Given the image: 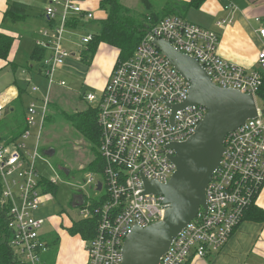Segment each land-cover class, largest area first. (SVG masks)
I'll return each instance as SVG.
<instances>
[{"label":"built area","instance_id":"built-area-1","mask_svg":"<svg viewBox=\"0 0 264 264\" xmlns=\"http://www.w3.org/2000/svg\"><path fill=\"white\" fill-rule=\"evenodd\" d=\"M224 8L233 9L232 1L227 0ZM73 15L84 21L94 17L78 0H48L43 17L49 24L35 39V44L47 51L40 66L45 88L42 93L38 85L29 84L24 129L12 138L0 133V201L8 206L9 245L20 264H48L44 259L48 245L42 235L45 219L37 216V211L48 199L47 186L56 182L39 170L37 162L47 160L41 152L42 128L52 87L65 85L58 70L71 56L63 42ZM257 32L264 38V25ZM92 34L82 35L80 42L87 44ZM153 39L166 40L194 57L217 86L253 94L257 106L256 117L226 134L224 151L205 188L206 209L200 207L173 238L159 264H185L192 256L218 251L264 183V113L256 97L262 83L260 72L223 58L217 50V31L175 14L166 15L146 26L129 58L116 60L100 93L85 96L96 102L102 164L83 180L84 186L101 193L98 204L92 207L84 199L78 205L81 219L97 215L95 232L86 241L84 264H121V247L131 229L162 219L164 198L145 193L143 180H169L175 164L171 160L174 150L168 145L187 139L207 112L200 104L173 110L172 106L188 97L190 83L172 67ZM258 62L264 67V48ZM18 96L13 87L0 93V122L8 104Z\"/></svg>","mask_w":264,"mask_h":264},{"label":"crops","instance_id":"crops-1","mask_svg":"<svg viewBox=\"0 0 264 264\" xmlns=\"http://www.w3.org/2000/svg\"><path fill=\"white\" fill-rule=\"evenodd\" d=\"M10 1H19L27 5V16L25 19L16 22L5 21L4 19L3 22L4 13L7 10ZM99 1L100 0H78L82 7L93 12L94 17L92 20L84 21L73 15L72 20L68 23V28L77 29L80 23L84 26L89 25L90 23L98 24L99 20L104 19L106 17V12L100 8ZM144 1H152V3L147 2V5L150 4V6L156 10H159L164 6V3L166 2L175 6L177 3L183 4L181 9L173 7L174 14L181 16L194 24L217 31L219 34L217 50L223 58L232 63L243 66L248 70H257L260 72L261 76H264V67H261L258 62V54L260 50L264 48V38L260 37L257 32V29L264 25V0H231L234 5L233 9L224 8L227 0H195L198 2L196 6H186L187 3L194 0ZM31 2L32 1L30 0H0V32L12 37L7 58H0V70L8 67L14 69L15 67V75L17 74V70L22 69L24 70V73L22 74L23 80L28 81V83L43 78L40 66L42 57L47 53L46 49L41 48L43 49V55L39 60L31 59L30 54L32 53L33 48H40L35 44V39L38 37L39 31L49 24L43 17V9L47 3L42 8V11L39 12V15H37L35 13L31 14L32 12L28 11ZM120 2H124L123 5L129 6L130 8H137L139 2L142 5L141 0H139L138 4L135 6H133L134 3H132V1L130 3L129 0H120ZM125 2H129L130 5L125 4ZM34 18L39 19V24L41 18L42 26L37 27L35 25V22L37 21ZM220 20H224L225 22L221 25H217L216 23ZM228 20H230V22H228ZM95 30L96 28L93 31L88 29L86 33H94ZM26 36H30V38L26 39ZM80 45L86 46V44H82L81 42ZM117 55L118 51L114 47L107 45L106 43H100L98 45L91 66H99L103 71L99 76L100 80L98 83H96L95 80L92 81L94 86H98L100 89L103 88L117 60ZM71 56H74V53L71 52ZM69 59L70 58L65 61L59 70L63 68V66H66L67 68L75 66L74 63L69 61ZM33 60L36 61L37 64H32ZM80 65L84 69L87 67L81 62ZM15 78L16 77H14V79ZM9 87H13L17 89L18 93H20V91L21 93L17 98L12 99L8 104L7 109L2 114L0 129L3 134H9L8 132L19 130L20 125L21 127H24V107L26 105L21 109L20 107H15L14 103L21 100V96H26V99L28 101L30 100L29 96L26 94L27 89L22 91L17 80H14L11 84H7L0 93ZM41 90L43 93L44 89ZM18 110L21 122L18 126L14 127L12 117L17 114ZM49 186L53 185H48L47 188ZM253 202L257 207L264 210V183ZM57 228L58 226H55L54 229L48 228L43 230L42 233L43 238L47 243L52 232L57 236L56 246L54 248L48 247V250L44 255L46 262L48 264H84L86 261V241L77 235L79 240L72 245L73 238L65 236L62 232H58ZM187 264H264V221L253 220L250 217L244 218L234 229L227 242L218 251L210 252L204 257L192 256Z\"/></svg>","mask_w":264,"mask_h":264},{"label":"water","instance_id":"water-1","mask_svg":"<svg viewBox=\"0 0 264 264\" xmlns=\"http://www.w3.org/2000/svg\"><path fill=\"white\" fill-rule=\"evenodd\" d=\"M152 42L190 83L188 97L182 104L172 106L173 110L200 104L207 112L187 139L168 145L174 150L171 160L175 164L169 180L166 183L143 180L144 192L162 195L166 210L161 220L131 229L121 247V264H159L173 238L200 207L206 209L205 188L224 151L226 134L257 115L253 94L217 86L194 57L176 50L166 40ZM260 112L263 114L264 110ZM53 153L52 148L44 152L48 156ZM100 188L98 183L97 190Z\"/></svg>","mask_w":264,"mask_h":264},{"label":"rangeland","instance_id":"rangeland-1","mask_svg":"<svg viewBox=\"0 0 264 264\" xmlns=\"http://www.w3.org/2000/svg\"><path fill=\"white\" fill-rule=\"evenodd\" d=\"M30 1L32 2L31 6L28 7V11L32 12L31 14L35 13L37 15L48 3L47 0ZM131 1L134 3L133 6L139 2V0H129L130 3ZM129 2H125V4L130 5ZM140 6L142 5L139 2L137 8L131 9L143 11V8ZM34 19L37 21L35 22L37 27L42 26L41 18L40 24L38 18ZM97 27V23H90L85 26L80 23L77 29L68 28L64 31L63 44L70 53H74V56L69 57V61L74 63L75 66H70V68L63 66V68L58 70V77L63 78L66 85L59 86L56 84L50 91L48 117L43 125L41 135V150L42 146L45 147V150L53 147L55 148V153L49 156L45 155L46 161L38 160L37 162L39 170L56 182L53 186L47 188L48 193L45 195H49L48 199L43 206H39L37 211V216L45 219L42 232L48 228L54 229L55 226H58V232H62L65 236L73 238L72 245L76 241L78 242L79 237L77 235L81 237L80 234H72L68 231L74 222L76 223L81 219L80 209L77 206L81 203V193L84 195L86 202H90L92 207L98 204L101 198L100 192L83 185L86 175L95 171L89 170V166L97 160L96 153L91 151L88 142L65 118L67 116H74V114L83 111L87 107L96 108V102L88 101L85 96L90 92L96 95L100 93L102 88L94 86L92 81L95 80L98 83L100 80L99 76L103 70L99 66H91L93 59L90 64H85L79 58L80 51L87 47L80 45L82 34L86 33L88 29L93 31ZM25 38L29 39L30 36H26ZM80 62L87 66L86 69L80 65ZM35 63L37 64L33 60L32 64ZM14 69L8 67L0 70V91L7 84L13 83L14 80H17L18 85L23 91L31 83L38 85L41 89L45 88L46 82L43 78L28 83V81L23 80L22 74L24 70L19 69L16 71L17 74L14 75ZM14 77L16 78L14 79ZM256 97L260 105L261 100L258 95ZM21 100L18 103L19 107L23 109L28 100L26 96H21ZM34 140L32 137L30 138V142ZM66 171H68L67 174ZM81 239L83 238L81 237Z\"/></svg>","mask_w":264,"mask_h":264},{"label":"trees","instance_id":"trees-1","mask_svg":"<svg viewBox=\"0 0 264 264\" xmlns=\"http://www.w3.org/2000/svg\"><path fill=\"white\" fill-rule=\"evenodd\" d=\"M141 2L143 11H135L130 7L123 5L120 0H100L99 6L101 9L105 10L106 17L98 21V28L92 34L91 40L86 44V49L80 51L79 60L82 63L90 64L100 43H106L107 45H110L117 49V59L129 58L132 55L136 45L144 35L146 26L149 23H154L166 15L174 14L175 12L173 7H177L178 9H181V7H183V4L177 3L175 6L173 4H170L169 2H166L164 3L165 5L162 6L159 10H156L155 8L150 6V4L147 5V2L149 1L145 2L144 0H141ZM149 3H151V1ZM197 3L198 2L194 0L190 3H187L186 6H196ZM26 9L27 5L25 3L19 1H10L8 8L3 16V22L4 19L5 21L8 20L10 22H16L25 19V17L27 16ZM11 42V36L0 32V58H7ZM42 55L43 49H41V47L33 48L32 53L30 54V58L39 60ZM261 80L262 83L257 90L256 95H258V97L260 98V106L264 110L263 75ZM14 105H16L17 108L19 107L18 102L14 103ZM19 115L20 113L18 110L17 114L12 117L14 127L18 126L21 122ZM47 117L48 113L46 115L45 121ZM65 118L71 124V126L88 142L91 151L96 153L97 160L94 163L90 164L89 170H99L102 161L100 155L98 154L99 127L96 121V109L87 107L83 111L74 114V116H67ZM23 129L24 127H21L20 125L19 130L8 132L9 134H3L1 129L0 131L3 134L2 137L12 138L16 137ZM41 151L43 155H45L44 152L46 150L44 146H42ZM253 203H251L244 210L240 223L246 217H250L251 219L257 221H264V210L257 207ZM7 211L8 206L2 204L0 201V264H20V260H18V258L13 255V252L9 245ZM96 219L97 215L89 219H80L76 223L74 222L68 229V231L72 234H80L84 240H89L95 232ZM56 240L57 236L52 232L47 243L48 247L54 248L56 246ZM188 260L185 264H187Z\"/></svg>","mask_w":264,"mask_h":264},{"label":"flooded vegetation","instance_id":"flooded-vegetation-1","mask_svg":"<svg viewBox=\"0 0 264 264\" xmlns=\"http://www.w3.org/2000/svg\"><path fill=\"white\" fill-rule=\"evenodd\" d=\"M50 148H52V149L54 150V153H55V148H53V147H50ZM50 148L46 149V151H49ZM54 153H53V154H54ZM81 197H82V199H83V195H82Z\"/></svg>","mask_w":264,"mask_h":264},{"label":"bare ground","instance_id":"bare-ground-1","mask_svg":"<svg viewBox=\"0 0 264 264\" xmlns=\"http://www.w3.org/2000/svg\"><path fill=\"white\" fill-rule=\"evenodd\" d=\"M83 194L81 193V196H82ZM84 201V195H83V199H82V197H81V203ZM80 203V204H81ZM80 204H78V205H80Z\"/></svg>","mask_w":264,"mask_h":264}]
</instances>
